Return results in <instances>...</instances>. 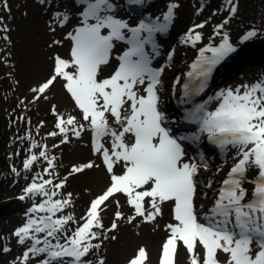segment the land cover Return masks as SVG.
Listing matches in <instances>:
<instances>
[{
  "label": "snow or ice",
  "instance_id": "1",
  "mask_svg": "<svg viewBox=\"0 0 264 264\" xmlns=\"http://www.w3.org/2000/svg\"><path fill=\"white\" fill-rule=\"evenodd\" d=\"M127 3L140 6L146 0H127ZM226 3L235 15L238 8L234 0ZM117 8L116 0H70L69 12H57L55 19L61 25L71 22L70 12L79 13L78 26L68 33V39L73 42L71 59L56 55L53 74L32 89L37 94L35 99H40L58 79L64 82L87 125L76 116L65 118L54 106L55 127L59 131L49 135H61V143H68L69 133L79 138L90 130L94 152L102 156L110 184L91 201L86 216L82 217L84 222L69 234V225L75 218L61 213L72 206V194L55 199L59 195L56 189L65 186L67 177L54 183L53 179L37 174L18 197L20 201L43 198L28 209L26 222L13 233L20 245H29L17 258L19 264H30L34 258H38V264H91L87 259L89 254L102 243L93 241H100L105 232L101 206L113 199L117 208L122 207L114 199L117 194L125 197L134 215L125 217L123 212L116 211L111 226L106 229L108 233L119 228V220L127 219L131 224L139 217L145 223H154L163 215V206L172 204L175 223L166 226L169 235L162 245L160 264H175L181 244L190 254V264H221L219 253L228 257L223 264H264V81L222 89L208 100L194 102L205 92L217 67L238 53L228 34L221 32L228 23L225 20L215 28L216 35H222V42L200 50V58L192 65L193 71L187 73L189 80L183 85L184 102L191 105L184 119L197 125L198 130L192 135H173L161 108L162 77L166 69L153 67V60L160 55L157 34L168 31L178 5L170 4L162 20L145 17L135 26L119 18ZM205 23L195 28L203 29ZM195 28L189 30L183 43L195 45L202 40V34ZM256 35V31H249L244 40ZM119 45L124 47L114 56ZM113 60L114 70L101 78L104 67ZM176 83H180L179 78ZM212 102L216 107L210 110ZM202 134L224 152L235 149L236 161L222 181L212 206L203 215V205L198 208L196 204V177L201 166L207 168L206 158L201 154L200 163L186 160L183 143L199 142ZM106 137L111 139L110 147L105 146ZM31 147L41 150L24 161V169L31 170L42 157L49 166L45 173L54 175L49 169L55 168L56 157L49 156L48 146L33 141ZM117 166L123 169L121 174L114 171ZM93 167L99 165L87 162L73 166L69 175ZM253 170L256 175L249 181ZM12 172L20 175L15 167ZM247 183L253 185L251 191ZM211 186L209 181L207 187ZM37 213L43 215H33ZM198 245L204 249L203 256L197 252ZM2 251L8 253L11 249L3 247ZM147 260L148 252L141 247L128 264H146ZM98 264H105L104 259H99Z\"/></svg>",
  "mask_w": 264,
  "mask_h": 264
},
{
  "label": "rangeland",
  "instance_id": "2",
  "mask_svg": "<svg viewBox=\"0 0 264 264\" xmlns=\"http://www.w3.org/2000/svg\"><path fill=\"white\" fill-rule=\"evenodd\" d=\"M183 1L161 0L151 8L152 13L156 17L158 14L160 15L159 17L163 18L169 5L176 3L178 8L174 12L177 16L174 15L173 21L178 29V33L187 34L186 28L189 26L194 28L195 25L206 22L203 29H195L196 32L202 34V40L196 42L193 50L189 48L192 43H183V41L176 40L179 38L176 35L177 29L176 33L174 31V34L169 39V46L171 48L165 52L172 54V58L161 60V62H167V66L169 63L176 65L174 67L175 69L173 68L174 70L171 66L167 67V75L164 79L167 81V85L170 86L168 87L169 89L171 88L172 91L175 90L176 95L179 96L178 89L181 81L184 80L183 76H185L191 65L200 58V50L210 44L212 46H218L222 42L223 37L222 35H216L215 28L225 20H228V23L221 32L223 33L227 26H231V31L228 33L230 42L238 49L242 47L247 52L253 46V57L262 48L263 60L262 62H257L255 60H247L244 57H241L239 60L236 59L230 65L228 76L222 85L230 84V88H237L242 85L254 84L249 79L247 80L246 75L249 78L254 76L256 78L258 76L260 77L257 79L258 82L264 81V0H234L238 8L235 15H232L228 10L230 5H227L226 0H190L192 8L189 11L184 9L183 5L185 1ZM122 2L119 0V4L122 5ZM69 4L70 1L67 0H55L47 4L54 7L53 12L55 13L51 14L53 22L57 21L55 19L57 12H68ZM201 4L203 6L213 5L217 11L214 14L217 13L218 15H213L208 18L206 14H203L201 21L192 23L198 16L196 13L202 9ZM77 7L80 6L77 5ZM31 8L30 0H0V66L3 68L4 78L7 84L3 90L0 89V118L8 120L5 127L7 137L2 138V145L0 146L3 163L1 165L3 167V176H5L0 179V181L2 180L0 182V264H12L13 261H17V264H19L17 252L20 246L16 242L17 238L13 233L26 222L28 209L34 203L38 204L42 202L43 198L37 197L35 200L26 199L25 201H20L18 197L23 194V189L33 181L34 177H37V174L43 176L44 179H53L54 183H59L67 177L65 186L62 189H56L59 195L55 199H63L67 197L68 193L72 194V206L66 208L61 213V215L71 214L75 218V222L69 225V234L84 222L82 217L86 216L91 201L102 194L109 186V182L105 183L102 187L98 185L99 180L102 179V175L108 174L110 176V174L107 172L105 165H102V157L94 152L93 134L90 130L83 132L79 138L69 133L68 143H61V135L56 137L49 135L53 131H59L55 127L57 116L53 112L54 106L56 112L64 115L65 118L69 115L78 116L82 121V113L64 88L62 80L59 79L46 93L40 96V99H35L37 94L33 93L32 89L39 87L45 82L51 73L49 71L46 72L43 65H41V53H46L48 61L52 60L51 57L56 55L53 53L55 50L52 49L48 52V49L52 48L53 43L60 37V34L59 28H54L53 25L49 27L53 31L49 30L47 32L40 30L39 33H36L34 28L29 26L30 20L28 17L29 9ZM39 11L48 13L46 7H43ZM70 16L71 21H74L79 17V13L74 12L73 14L71 12ZM130 18L132 20V17ZM44 19L48 18L44 17ZM25 20L26 22H23ZM131 20H129L130 24L135 26L136 22ZM59 25L66 27L68 24L61 25L59 23ZM249 31H256L257 35L249 40H244V37ZM247 54L245 52V55ZM205 55L210 56L211 53H205ZM50 67L53 68L52 65ZM236 73L237 75L235 76ZM177 78L180 81L178 84L176 83ZM164 89V87H161V91H164ZM82 122L87 125V122ZM205 137L206 134H202L200 142L195 143L196 145L200 144L198 147L201 150L209 144L207 141H203ZM33 141L39 145H47L49 156L56 157L55 168L49 169L54 175L49 176L45 173L44 170L49 168V166L47 161L42 157L33 165L31 170L24 169V161L32 153L38 155L41 150L40 148L31 147ZM109 141L111 142V139L106 137V147H109ZM199 148L195 146L194 149L195 156L198 159H193L194 155L191 154L189 157L187 156L189 161L195 162V159H197V163H200L199 157L201 150ZM90 154L93 155L92 159H90ZM187 154L190 153L187 152ZM94 156L98 161L94 159ZM227 156L215 162L217 164L216 166H211L207 163V169L211 170V174L203 177L202 169L199 170V174L196 177L198 182L196 200L198 208L203 205L201 215H203V212H206L205 210L207 208L212 206L215 196L222 185V181L227 178L228 172L236 162L234 159L235 149H229ZM87 162H93L95 165H99V167L86 169L83 173L69 175L73 166ZM13 167L20 173L19 176L12 172ZM6 175L8 176L7 178ZM255 175V170L251 171L248 180L251 181ZM209 181H211V187H207ZM246 187L251 191L253 185L247 183ZM204 193H207V196ZM123 198L125 197L117 194L114 199L119 200L121 204L124 200ZM101 207L104 208L101 212V218L105 226V232L102 234L100 241H93V243H101V241L102 243L99 249L89 254L87 259L91 261V264H98V260L101 258L104 259L105 264H128V261L136 254L139 248L144 247L146 249L143 243V239L146 238L144 230L148 233H153L160 241L155 255H152V252H148L146 264H160L162 245L169 235L166 227L169 224L167 222V214H164L165 217L163 215L158 216L154 223H145L139 217L131 224L126 219L119 220L117 221L119 228L114 232L108 233L106 229L111 226L115 218V212H122V209L117 208L113 199H110ZM33 215L43 214L37 213ZM130 215H134L131 206ZM105 235L109 238L104 239ZM111 236H116L117 238L112 240L110 238ZM3 247H8L11 251L5 253L2 251ZM197 252L203 256L204 249L198 245ZM184 255L186 256L184 260H187V264H190V254L181 244L175 258V264H184ZM226 258H228L226 255L224 257L219 253V260L221 262L225 261ZM30 264H38V258L32 259Z\"/></svg>",
  "mask_w": 264,
  "mask_h": 264
},
{
  "label": "bare ground",
  "instance_id": "3",
  "mask_svg": "<svg viewBox=\"0 0 264 264\" xmlns=\"http://www.w3.org/2000/svg\"><path fill=\"white\" fill-rule=\"evenodd\" d=\"M30 1H31L32 8L29 9V17H28V19L30 20V25L29 26L34 28L36 33H39L40 30L49 32V30H52V29L49 28L50 25H53L54 28H56V27L59 28L60 37L57 38L56 41H60V43L59 44L53 43L52 48H49L48 52L53 49V50H55V52H53L54 54L59 55L62 58H65V59H71L70 52H71V48L73 46V42L70 39H68V33L69 32H73L75 30V28L78 26L79 17H77L76 20L71 21L70 23H68V25L66 27H62V26L59 25L58 21L53 22V19H51V14L55 13V12H53L54 7L52 5H47L50 1H55V0H45V3H41L40 0H30ZM58 1H62V0H58ZM67 1H70V0H67ZM120 1L122 2V0H120ZM159 1H161V0H146V3L144 5H140V6L131 5L130 7L126 8L124 0L122 2V5L119 4V0H116V3L118 4L117 15H118L119 18H123V19H126L128 21L131 20L130 17H132L131 21H133V22H136V19H138L137 17H139L140 15L149 16V17H151L154 20L156 18V16L152 13L151 8H152V6H154V4H156ZM184 1H183L184 2V5H183L184 9L186 11L191 10V8H192L191 1L190 0H184ZM43 7L47 8V12L48 13H42V12L39 11ZM62 9H64V8H62ZM214 10L215 9H214L213 5H211V4L207 5V6H203L202 5V9L200 11H198V13H196V14H198V16L195 18V20H193L194 22H192V23L198 22L199 20L201 21V18H202L201 16L203 14L204 15L206 14V16L208 18L213 16V15L217 16L218 15L217 13L214 14V12H217V11L216 10L214 11ZM68 12H69V10H68ZM159 16L160 15L157 14V17H159ZM175 16H177L176 13H175ZM44 17H47L48 19H44ZM161 20H162V18H161ZM23 22H26V20L23 21ZM185 24H184V28H185ZM194 28L189 26L188 28H186V31L189 32V30L194 29ZM176 29L177 28H176L175 22L172 21V24H171V26L169 28L168 34H166V33L159 34V46H160V48H163V51H161V49L159 48L160 55L153 60V67H155V66H157V67L163 66L166 69L165 73L163 74V77H162V85H161V87H164L165 89H164V91L163 90L161 91V100H162L161 108L164 110V112L166 114V117H167L168 121L170 122L169 124L172 123V126L175 125V124L176 125L177 124H181L183 122L184 116H183V114H181V111L189 109V107L191 106V105L185 103L184 99L181 96L176 95V93H174L171 88L169 89L168 87H170V86L167 85V81L164 79L166 77V75H167V67L171 66L172 69L174 67H176V65H174L172 63L168 62L169 64L167 66L166 65V63H167L166 61H165L166 63L161 62L162 59L167 60V58H169L170 54L168 52L166 53L165 51L169 50L171 48V46H169V43H170L169 39L174 34V31L176 33ZM230 29H231V26H227L226 29L223 32H226L228 34L231 31ZM176 35L179 36V38L176 39V40L182 42L184 40L186 34L185 33L182 34L180 32L178 33V29H177V34ZM194 46L195 45L191 44L190 47H189L190 50H193ZM123 47H124L123 45H119L117 47V49L114 51L113 55L115 56L116 53L118 51H120ZM253 48L254 47L252 46L251 49L248 50L250 53L247 52V50H245L242 47L239 48L238 49L239 51H238L237 54H235L233 57L229 58L227 61H225L224 63H222L221 65H219L217 67V69L213 72V74L211 76V81L209 83L208 90L206 92H204V94L199 97L200 102H203L205 100H208L210 97H213L218 92V90L220 91L222 89L230 88L229 87L230 84H224V86L222 84H223L225 78L228 76L230 65L236 59L239 60V59H241V57H244L247 60H253V61L255 60L257 62H262V60H263L262 48H261V50H259L260 52H258V54L256 53V55L254 57H253V53H254ZM245 52L248 53V54L245 55ZM55 56H52L51 57L52 60L48 61V57H46V53H44V52L41 53V58H42L41 65H43L44 70L46 72H48V71H49V73L51 72L50 76L53 74V70H52L53 68L50 67V65H52L54 67V57ZM171 56H172V54H171ZM115 66H116V62H115V60H113V62H112V64L110 66L104 67L101 78L109 76L112 73V71L114 70ZM236 75H237V73L235 74V76ZM238 76L240 77V75H238ZM184 77L185 76H183V78ZM246 77H247V80L249 79L250 82H252V83L258 82L257 79L260 78L258 76H256V78H255V76L249 78L248 75H246ZM63 84H64V82H63ZM215 107H216V103L212 102L210 104V110H213ZM76 117H77V120L79 122L83 123L80 120V117H78V116H76ZM113 126L116 127L114 124H113ZM195 130L196 129L193 128V127L189 128V132H192V131L195 132ZM194 132H192V133H194ZM191 134H187V135H191ZM128 139L130 140L131 137H128ZM203 141L204 142L207 141V143H210L208 141V139H207V136L205 137V139H203ZM184 143H186L185 150L187 151V149H188V151H190V154L186 153V156H185V159L188 160L187 156L189 157L191 154H193L195 156V150H194L195 146H197V148H199L198 146H200V144L196 145L195 143L188 142V141H185ZM108 146L109 147L111 146V142L110 141L108 142ZM199 150H201V149L199 148ZM201 154H203V156L206 158V163L210 164L211 166H216L217 164L215 162H217V161H219L222 158H225L227 156V152L222 151L220 148H218L216 145H213V144H212V147H210V148L208 146L202 148L200 155ZM229 156H231V155H229ZM92 158H93V155L90 154V159H92ZM94 159H96L95 156H94ZM197 159H198V157H197ZM197 159H195L196 162L198 161ZM102 161H103V159H102ZM219 164H221V163H219ZM102 165L104 166V163ZM201 169H202V173L204 174L203 177H205L208 174L212 173L210 169H207V168L205 169L203 166L200 167V170ZM114 171L116 172V174H121L123 169L120 168L119 166H117ZM99 181H98L99 182V184H98L99 187H102L103 185H105V183H108V182L110 184V176L108 174H105L104 176L102 175V179L99 180ZM123 199H124L123 202H121L122 207H120V209H122V212L124 213L125 217H127V216H130V206L125 203V198H123ZM209 208H207L205 211H207ZM164 214H167V218H168L167 222L175 223L174 214H173V206H172L171 203H167V204H165L163 206V216L165 217ZM144 234H145L146 238L143 239V241H144L143 243L146 246L147 252H149V253L152 252L151 254L155 255V251L157 250V248L160 245L159 239L157 237H155V235L153 233H148L145 230H144ZM16 242L18 243L17 239H16ZM19 246H20V248H19V250L17 252L18 253L17 257L22 256L23 252L26 250V248L29 245L28 244H26V245H20L19 244ZM178 250H179V247H178ZM220 254H222V256L225 257V254H223V253H220ZM184 258H186L185 255L183 256V260H184ZM227 259L228 258H226L225 261ZM155 260H156V258H155ZM223 262H221V264H223ZM183 263L187 264V260L186 261L184 260Z\"/></svg>",
  "mask_w": 264,
  "mask_h": 264
},
{
  "label": "trees",
  "instance_id": "4",
  "mask_svg": "<svg viewBox=\"0 0 264 264\" xmlns=\"http://www.w3.org/2000/svg\"><path fill=\"white\" fill-rule=\"evenodd\" d=\"M6 86H7V84H6V80L4 78V71H3V68H1V66H0V89L3 90ZM7 122H8L7 119H1L0 118V146L2 145V138L7 137V133L5 132V127L7 125ZM1 164H3V163H2V156L0 154V179L5 177V176H3L4 175L3 174V167ZM7 177L8 176L6 175V178Z\"/></svg>",
  "mask_w": 264,
  "mask_h": 264
}]
</instances>
